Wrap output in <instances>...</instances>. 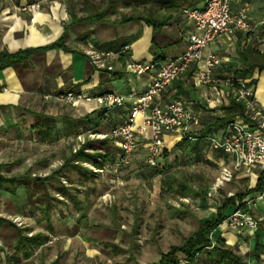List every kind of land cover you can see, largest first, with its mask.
Masks as SVG:
<instances>
[{
  "label": "crops",
  "instance_id": "1",
  "mask_svg": "<svg viewBox=\"0 0 264 264\" xmlns=\"http://www.w3.org/2000/svg\"><path fill=\"white\" fill-rule=\"evenodd\" d=\"M245 1L249 3L248 17L250 23L255 26L254 32L243 34L235 31L230 35H221L209 44L204 50V55L210 51L220 59L219 64L211 68L213 78L236 76L252 85L259 108L264 111V51L258 47L255 38V34L264 33V24L258 25L260 21H264V0H230L232 10L236 11ZM66 2L67 0H0V50L5 49L14 53L25 48L40 47L56 42L63 33L66 34L65 48L55 47L35 52L25 61L0 69L2 168L9 163L7 161L13 153L23 151L25 141L37 143L49 142L47 140L50 139V142H54L65 134L78 135L87 132L106 134L112 126L123 121L132 98H127L123 107L113 108L107 113L103 112L93 98L106 92L137 94L146 90L155 78L156 70L141 76L127 73L125 69L127 56L115 60L111 71L96 69L86 53L92 44L100 45L115 39L129 38L132 39L129 54L133 59L149 61L160 56L158 60L156 59L160 64L185 49L187 37L193 30L183 14L173 12L166 25L155 32L141 21L135 26L134 32L126 33L124 30L113 29L109 37L101 39L93 32L92 23L71 21L70 7ZM199 2H201L200 6L197 2L193 7H202L203 0ZM36 3L39 4V10L34 13L29 11L28 6ZM203 66V62L191 64L182 76L165 87L160 98L163 102L180 98L187 108L198 116L199 125L189 128L196 137L191 141L196 140L198 149L196 154L201 158L200 161L216 167L220 166L221 169L223 157H220L217 150L205 142L203 137L210 134L208 131L205 132L206 126L221 116L220 106L230 97L228 94L230 90L224 85H197L194 81V73ZM179 83L182 84L181 88L177 87ZM180 89L184 92L183 95L174 97ZM67 91L81 93L91 99H82L74 106L62 102L60 109L56 99L43 97ZM44 118L50 119V135L44 136L47 133L46 128L41 131L39 127ZM221 129L222 127L212 131V135H218ZM163 140L166 150H178L176 147L181 138L176 134H165ZM143 143L141 140L139 147H142L145 162L146 152ZM114 147L110 149L111 152L118 154L119 149L115 145ZM181 153L187 155L186 151ZM226 164L228 165L229 162L227 161ZM2 168L1 173H3ZM238 173L247 174L249 177L248 189L255 186L258 170ZM210 191L214 193L217 190L211 185ZM261 194L262 191L251 193L247 199L252 201L251 214L257 215L258 218H264V195L260 197ZM23 199H26L25 194L23 195V185L17 186L14 193L8 190L0 191V211L7 202L23 205ZM211 210L214 213L209 216L215 214L216 208ZM218 235L242 255L247 263L264 264V227L253 235L218 227L213 237ZM14 240L15 238L12 241ZM256 241L260 246V262L254 259L252 253ZM0 243H2L1 238ZM12 259L16 260L17 257L11 255L9 260ZM4 263L0 258V264Z\"/></svg>",
  "mask_w": 264,
  "mask_h": 264
},
{
  "label": "rangeland",
  "instance_id": "2",
  "mask_svg": "<svg viewBox=\"0 0 264 264\" xmlns=\"http://www.w3.org/2000/svg\"><path fill=\"white\" fill-rule=\"evenodd\" d=\"M66 3L80 18L105 11L99 21L90 22L101 39L109 37L113 29L134 32L141 22L138 16L162 19L170 15L165 9L157 12L158 3L154 0ZM197 4L200 6L201 2ZM124 16L134 19L121 23ZM58 102L61 109L62 102ZM87 134L78 135L81 139L83 136L100 139ZM78 140L77 135L65 134L54 142L25 141L23 151L13 153L9 163L1 167L6 177L24 173L33 178L48 177V195L43 203L23 199V205L10 202L3 205L0 258L4 264H155L160 253L180 244L196 229L200 219L213 214L211 208H216L229 194L250 186L247 174L237 173L212 193L210 187L220 166L196 162L180 150L164 149L159 167H148L142 147L129 156L127 164L106 167L97 171L94 180L80 184L78 175L70 168H63L58 175L54 173L71 155ZM107 147L114 149V143L108 140ZM83 166L91 168L85 163ZM58 185L68 188L70 195L57 194L52 188ZM41 194L43 191L38 196ZM46 201L51 204L49 219L44 217ZM15 217L20 218L21 226L13 222ZM254 217L259 224L264 222V218ZM19 230L23 233V255L18 254L16 260L10 261ZM177 255L179 264H183L184 258L180 253Z\"/></svg>",
  "mask_w": 264,
  "mask_h": 264
},
{
  "label": "built area",
  "instance_id": "3",
  "mask_svg": "<svg viewBox=\"0 0 264 264\" xmlns=\"http://www.w3.org/2000/svg\"><path fill=\"white\" fill-rule=\"evenodd\" d=\"M28 10L33 13L38 11L39 4L29 5ZM248 10L249 3L245 1L236 11H233L230 0H203L201 8H184L183 15L193 27L187 37L186 47L177 56L168 58L160 64L153 60L133 59L129 54L130 44H125L118 51L89 48L86 53L96 69L111 71L113 60L127 56L125 69L129 74L141 76L156 70L155 78L146 90L140 93L123 95L106 92L93 98L101 108L107 110L113 107L121 108L127 98H132L123 121L115 125L108 134L119 149L118 166L128 163L129 156L139 147L141 140L144 142L146 165L157 168L165 149L163 140L165 134H176L179 138H191L192 133L189 128L199 125L198 116L188 109L180 98L163 102L160 95L165 87L179 78L191 64L203 62L204 66L199 67L194 73L195 83L227 86L230 90L228 94L236 101L243 103L246 115V118H234L222 127L218 135L209 137L211 146L223 154L222 166L212 188L217 190L238 172L251 173L254 170L264 172V111L259 108L252 85L236 76L213 78L211 68L218 65L220 59L210 51L204 55V50L209 44L221 35H230L235 31L243 34L254 32L255 26L249 21ZM262 24L264 21L258 23V25ZM255 38L258 47L264 51V33L255 34ZM43 97L45 99L53 97L57 101L72 106L82 99H91L87 95L73 91ZM88 134L99 136L100 139L107 136L106 134ZM77 137L79 140L76 147H73V152L85 141L84 136L82 139L81 135ZM98 171L101 172V170ZM262 195H264V190L260 197ZM251 203V200H246L247 209L237 207L231 210L218 227L246 232L250 235L255 234L261 227H264V224H259L251 214ZM13 222L17 226L22 225L19 217L13 218Z\"/></svg>",
  "mask_w": 264,
  "mask_h": 264
},
{
  "label": "trees",
  "instance_id": "4",
  "mask_svg": "<svg viewBox=\"0 0 264 264\" xmlns=\"http://www.w3.org/2000/svg\"><path fill=\"white\" fill-rule=\"evenodd\" d=\"M139 1L143 2L144 0ZM199 1L200 0H154V2L158 3V9H156L157 12L165 9L166 11L170 12V15L162 19L146 16H138L137 18L138 20L143 21L147 26H150L152 28V31L155 32L157 29H160L169 21L171 13L174 12L176 14H183L184 8H193L194 4ZM103 14H105V11L90 13L87 16L80 18L76 17L73 11L69 9V15L73 23L97 22L101 19ZM133 19L134 18L132 16H124L121 18L120 22L127 23L132 21ZM65 38L66 34L63 33L56 42L40 47L21 49L14 53H10L5 49H1L0 69L25 61L35 52L45 51L47 49L55 47L65 48ZM131 41L132 39L129 38L115 39L102 43L100 45L94 43L91 45V47L95 49L105 48L111 49L113 51H118L121 50V48L125 44H130ZM159 58L160 56L154 57L153 61L158 64L156 59L158 60ZM176 80H174L173 82H175ZM181 85L182 84L179 83L177 87L181 88ZM183 93L184 92L180 89L179 92L175 93L174 97H180L181 95H183ZM111 109L107 110L105 108H102L104 113H107ZM220 110L221 116L215 118L212 124L207 125L205 128V132L208 131L210 134L205 135L204 137L202 136L204 141L209 144V137L213 136L212 131H217L219 128L223 127L226 123L230 122L234 118H246V115L244 114L243 103L240 101H236L231 96L228 97L226 102L220 106ZM49 120V118H44L42 120V123L39 124V127L42 129L41 131H43V128H46L47 133L44 134V136L51 134V126H49ZM113 127L114 126H112L106 133L107 136L105 138H85V141L78 147V149L75 152H72L69 157L65 158L62 167L54 173H57L58 175L59 171L63 168H70L78 175V183L84 184L86 181L94 180L98 170H101L102 172L106 167L118 166L119 153L115 154V152H111L110 149L112 148L107 147L108 140H111L114 143V140L108 136L110 130ZM195 138L196 137L194 135H192L190 139L182 137L180 142L177 143L176 148L180 151H186L187 155H191L193 160L198 162L201 160V158L196 154V151L198 150L195 143L196 140L194 142H191ZM47 141L50 142L51 140L49 139ZM217 152L220 157H223L221 151L217 150ZM83 163L89 165V167L91 168L84 167ZM1 167L2 165L0 164V191L8 190L10 193H14L17 186L23 185L25 198L28 202L43 203L45 201V198L48 195V191L46 188L48 177L33 178L28 173L6 177L1 173ZM52 189L55 190L57 194H61L63 196L70 195L68 192V188L63 185L53 186ZM262 189H264V172H259L256 184L253 188L243 191H236L231 196H226L216 207V212L214 215L200 219L196 229H194L193 232L190 233L187 237H184L180 244L171 245L166 252L160 253V257L155 264H179V262L181 261L177 255L178 253H180L184 258L183 264H197V261L199 262V264H247L245 258L242 255L237 253L233 247L226 244L221 236L218 235L213 237V233L231 210L237 207L247 209L245 202L248 199V195L251 193H259L262 191ZM40 191H43V194H41V196H38V193ZM50 208V202L46 201L44 209L45 219H49L48 210ZM9 223L13 225L11 222ZM23 243V233L21 232V230H19V236L13 249L15 257H18V254L23 255ZM259 249L260 246L256 241L252 253L254 259L257 262H260ZM2 251L3 248L0 247V252Z\"/></svg>",
  "mask_w": 264,
  "mask_h": 264
}]
</instances>
